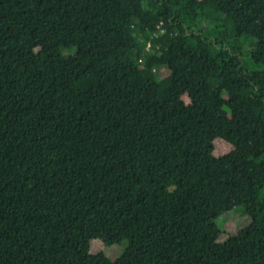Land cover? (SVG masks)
<instances>
[{
  "label": "trees",
  "instance_id": "obj_1",
  "mask_svg": "<svg viewBox=\"0 0 264 264\" xmlns=\"http://www.w3.org/2000/svg\"><path fill=\"white\" fill-rule=\"evenodd\" d=\"M0 264H264V0H0Z\"/></svg>",
  "mask_w": 264,
  "mask_h": 264
},
{
  "label": "rangeland",
  "instance_id": "obj_2",
  "mask_svg": "<svg viewBox=\"0 0 264 264\" xmlns=\"http://www.w3.org/2000/svg\"><path fill=\"white\" fill-rule=\"evenodd\" d=\"M72 52H74V50ZM253 68L261 69L263 67L254 66ZM229 150H230L229 147L227 148V147L221 146L220 148L217 149V153L218 151L221 153H227ZM244 215H245L244 210L241 207H236L231 212L219 217L217 222L219 226L223 227L227 231H230L234 229L237 224L241 223L240 221L242 220ZM126 246H127L126 241H124L121 244L107 247L103 245V243L100 240H94L91 242L89 253L91 255L103 253L105 256H107L110 259H116L122 254Z\"/></svg>",
  "mask_w": 264,
  "mask_h": 264
}]
</instances>
